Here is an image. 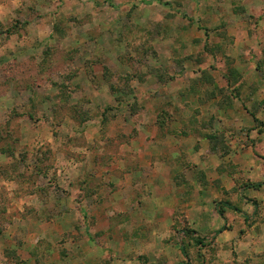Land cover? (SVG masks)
<instances>
[{
    "label": "rangeland",
    "instance_id": "rangeland-1",
    "mask_svg": "<svg viewBox=\"0 0 264 264\" xmlns=\"http://www.w3.org/2000/svg\"><path fill=\"white\" fill-rule=\"evenodd\" d=\"M1 50L0 97L8 88L19 96L8 99L17 108L0 124V264H25L18 254L25 250L45 257L23 247H30L24 240L33 221L46 216L59 229L43 235L53 242V264H264V0H0ZM223 79L229 84L216 87L218 105L237 99L246 115L216 133L213 122L194 125L212 138V161L177 178L188 205L208 195L203 211L169 212L166 229H140L123 223L127 204L112 218L120 230L111 235L116 248L87 250L86 241L107 246V236L95 234L91 222L86 233L79 207L63 199L83 197L96 184L104 195L120 194L122 184L112 180L128 176L122 166L138 170L126 137L102 139L96 131L120 130L125 121L149 125L141 116L157 108L179 120L181 109H196L197 98L204 105L218 99L208 86ZM165 103L173 111L161 110ZM118 118L125 124L109 126ZM28 119L37 139L21 133L30 131ZM95 201L86 202L88 212ZM226 203L245 217L218 207ZM33 213L39 217L23 229L22 219Z\"/></svg>",
    "mask_w": 264,
    "mask_h": 264
},
{
    "label": "crops",
    "instance_id": "crops-1",
    "mask_svg": "<svg viewBox=\"0 0 264 264\" xmlns=\"http://www.w3.org/2000/svg\"><path fill=\"white\" fill-rule=\"evenodd\" d=\"M0 53L4 55L5 53H7V51L1 50ZM19 54L22 53L19 52L18 54H16V58H18V56H22ZM223 80L224 83L215 81L214 83L209 84L208 88L216 94V87H223L222 85H224V87L226 88L228 87L229 83L225 81V79ZM0 83L2 84L3 81L0 80ZM17 95L19 96V93H16L15 91L11 90V88H8L7 94L3 97H0V124L7 123L12 119V111L14 108H17V103L10 102L8 99L15 98L17 97ZM216 98L218 99L212 102L207 101L206 105L201 104V102H199V98H197L196 109L194 110V107H192L190 110H185L184 108L181 109V112H179L181 113V115L179 114V120L168 118L166 113H162V111L159 112L157 108L155 110H152V114H143V116H141L142 118H145L147 122L149 121V125L145 123V126H140L139 128H135L133 126L132 128L131 123L124 120L128 125L127 127H125V125L124 127H120V130H113V128L109 130L101 127L96 131L97 134L102 132V134L100 135L102 139L103 134L105 133H111V137L115 139L126 137L129 142L126 143L125 146L129 147L130 153L137 155L138 170L129 171V166L126 162L125 166L123 165L122 167L127 168L126 174H128V176L120 177L117 179L113 177L116 182L112 180V183L115 185L121 183L122 188H124H121L119 190L120 192H122L120 194L106 193L104 195V191L101 190L100 184H96L98 188L91 189L87 187L89 188L90 192L86 191V195H84L83 197L76 198L75 196H70L63 199L65 204L67 203L68 207H70L71 204L79 207V214L81 219L84 220L85 224L86 222L87 224L91 222L90 226L95 227V234L105 233V236H107L104 240V242L106 241L105 243L107 244V246H105L103 240L102 242H100L99 240L94 241L91 243V245H89L88 241H86L83 245H85L87 250L95 249L100 251L104 248L109 250H113L114 248H116V244L114 243L116 239L113 240L111 235L114 232H118L120 230L113 229L114 223L112 224L111 222L112 218L115 216L114 211H116L117 208L123 210L125 205L127 204L128 206L132 205V208L130 212H120L122 214V217L125 218V220H123V223L130 224L140 229L145 227L154 229L164 227L166 229V227L169 226V212L203 211V208H205V206L203 204L202 198L207 197L208 195L203 194L205 196L199 198L196 204H194V201H191V203L188 205L185 202H187L189 198L187 199L186 194H184V188H177V184H179L177 178L182 177L183 173L187 177V174L190 172L191 168H204L207 170L210 162L212 161L211 157H208V154L211 151L214 152V143H211L212 138H208L207 135L209 133L207 131V133H205L204 131L202 134H198L197 131L194 130L193 126L199 125L203 128L205 124L213 122V125H210V128L213 133H216L218 127H220L222 123L224 129H231V125L226 124L227 121H239L238 115H246V112L240 109L239 100H234V106L226 107L225 105H218L221 101V98L218 97L217 94ZM176 102L177 105L181 106L179 99H177ZM167 103H171V101L168 99ZM167 103L163 105V109L161 110H164L166 112L173 111V108H169L166 105ZM233 109H235V112ZM197 111H199L201 114L199 116H193V112ZM204 111H206V113ZM163 115L166 117L165 119L162 118ZM28 120L32 124V119ZM125 122L123 123L121 119L118 118L115 120H111L109 126L121 123L125 124ZM159 122H163V125H161L162 127L160 126ZM21 133L22 135H24V133H29L28 136L31 135L35 139H37L39 136L38 128H36L33 124L32 126H30V131L23 128ZM88 134L89 132H87V135ZM184 158L186 159V161H188V164H185V166H189V169H187L186 172H184L185 166L183 165V163H181ZM199 161H202V163L200 164ZM138 175H143V181L145 182L143 185L146 193L141 195L142 198H137V192H135L139 188L138 185H135V183H137L135 177ZM85 181L80 180L79 184ZM188 183L190 182H187V184ZM191 183L194 186L195 183ZM85 184L89 186L88 181H86ZM126 185L128 186V188L126 187ZM131 187L134 189L132 190ZM85 190L86 189L83 190V188L81 187L80 193H84ZM122 196L125 199L122 200L123 204H121ZM197 196L198 195H195V197ZM92 197L96 200L94 205V212H88L85 205L87 201H91ZM101 198L102 205L98 203ZM137 201H139L138 205L136 204ZM140 201L143 202L141 205L139 204ZM38 211L41 212V209H39ZM42 211L48 212L47 210ZM65 213H67L68 215L69 212L65 211ZM32 217L33 219H36L37 217H39V215H37V213H33L32 216L25 217V220L22 219V223L20 224L23 229L28 228L29 223H31L30 218ZM87 217L89 219H87ZM50 218L51 217L46 216V219L37 218L34 221L32 219V221L34 222V224H32L34 226V231L31 234H28L26 239L24 240V242L29 243L30 247L25 245L23 249H38L42 252L41 255H45V257L39 256L40 254L38 252L37 254L33 253V255L31 256V254L29 255V252L26 250L20 251L18 253L19 255H25V257H23V261H25V264L55 263L54 258L51 259L52 261L49 260V250L54 249V246L51 245L53 244V242H51L50 240H44L45 237L43 236L46 233L52 234L54 232L53 228L57 229L54 225V221L51 220L52 218ZM87 224L85 225L86 233H88L89 229V225ZM65 225H67L66 221ZM58 230L59 229H57V231ZM106 232H108L109 234H106ZM110 240L113 242H110ZM123 245L127 246L128 248L130 247L128 246L130 244L123 243ZM80 248L84 249L82 245ZM85 258L87 259V262L88 260L92 261L94 259L91 252L87 254Z\"/></svg>",
    "mask_w": 264,
    "mask_h": 264
},
{
    "label": "trees",
    "instance_id": "trees-1",
    "mask_svg": "<svg viewBox=\"0 0 264 264\" xmlns=\"http://www.w3.org/2000/svg\"><path fill=\"white\" fill-rule=\"evenodd\" d=\"M220 205H223L225 208L230 209V210H232V211H234V212H237V213H239L240 215H242V216L245 217V215H244L240 210H238V209L235 208L234 206H231V205L228 204V203H226V204H219V206H218L219 208H220ZM222 231H224V229L221 230V231H219L217 234H221ZM188 233L191 234V235H197L195 232H192V231H190V232H188ZM181 252H182L183 256L187 259V254H186V251L184 250V248H181Z\"/></svg>",
    "mask_w": 264,
    "mask_h": 264
}]
</instances>
